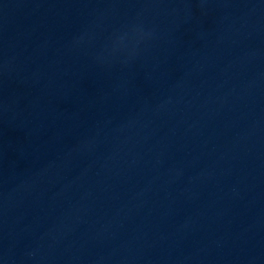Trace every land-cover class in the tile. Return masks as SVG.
Here are the masks:
<instances>
[{"label": "water", "instance_id": "95a60500", "mask_svg": "<svg viewBox=\"0 0 264 264\" xmlns=\"http://www.w3.org/2000/svg\"><path fill=\"white\" fill-rule=\"evenodd\" d=\"M0 264H264V0H0Z\"/></svg>", "mask_w": 264, "mask_h": 264}]
</instances>
